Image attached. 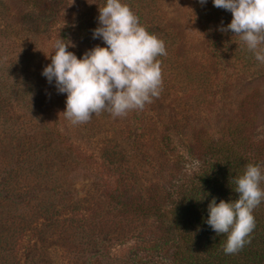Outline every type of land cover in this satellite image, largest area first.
<instances>
[{"label": "rangeland", "instance_id": "1", "mask_svg": "<svg viewBox=\"0 0 264 264\" xmlns=\"http://www.w3.org/2000/svg\"><path fill=\"white\" fill-rule=\"evenodd\" d=\"M139 1L141 9L134 14L143 16L141 24L164 42L166 50V55L156 57L161 69L159 95L123 116L113 117L102 110L86 122L72 124L62 113L66 94L58 93L54 82L48 83L41 72L51 62L58 39L70 43L66 50L77 58L95 45L104 46L102 40L92 38V30L98 26V7L106 0H60V9L49 13L28 11L24 1L0 0V103H22L12 117L0 109V157L6 151L13 163L10 188L0 184V264H81L74 258L69 227L58 234L57 217H71L74 205L86 207L87 214L107 206L94 173L99 161H106L101 157L109 159L108 150L116 149L113 160L117 163L140 168L139 185L163 182L162 175L144 160L148 153L140 154L128 140L119 138L120 130L130 139L144 133L142 151L149 150L165 162L168 152L153 143L166 133L162 124L158 126L161 121L180 125L172 134L178 140L193 128L214 135V129L226 122L251 117L256 122V143L264 152V63L231 30H219L230 23L231 12L214 7L211 0L204 4L198 0ZM67 12L71 14L68 21ZM32 18L35 22L40 18L46 26H36ZM66 26L69 34L60 36ZM19 87L25 92L17 96ZM38 126L55 134L52 143L57 153L53 151L50 159L60 158L38 165L47 164L44 167L53 174L51 178L31 167L25 152L14 158L12 153L22 147L17 141L13 145L7 141L10 132L30 134ZM62 140L67 144H61ZM47 156L42 154L44 159ZM106 163L108 171L115 170L112 160Z\"/></svg>", "mask_w": 264, "mask_h": 264}, {"label": "trees", "instance_id": "2", "mask_svg": "<svg viewBox=\"0 0 264 264\" xmlns=\"http://www.w3.org/2000/svg\"><path fill=\"white\" fill-rule=\"evenodd\" d=\"M19 1L28 4V11L49 13L60 9V5L57 4L60 0ZM123 2L129 5L133 13L135 9L137 11L141 9L139 0H123ZM58 17L59 14L56 20L59 19ZM137 17L140 23L144 21L142 15ZM66 19L67 21L71 19V14L68 12ZM33 21L36 26H46L40 18L36 22L35 19ZM69 29V26L63 28L60 36L68 35ZM24 92V88H17V96L23 95ZM20 104L22 103H0V109L11 112L10 117H12L16 114V106L22 107ZM161 124L166 133L157 136L153 143L168 152L165 162L158 159L155 154L152 155L149 150L142 151L141 137L144 133L136 137L131 136L133 138L131 140L127 133L126 136L125 132L119 129V138L128 140L141 152L140 154L148 153L147 156L144 155L146 157L144 160L148 161L158 176L162 175L164 178L162 183L156 181L144 186L139 185L136 182L138 179L136 174L140 168L117 163L113 160L118 154L116 149L110 152L106 149L110 157L109 159L101 157L106 161H99L100 168H97L94 174L98 189L101 190L100 194L105 197L107 206L94 208L87 214L86 207L74 205L71 217L67 219L57 217L60 222L55 226L58 234L62 233V229L66 233L68 227L72 232L68 239L70 244L75 246L73 251L76 262L81 264L102 262H105L104 264H264V200L253 210L255 227L247 237L248 243L235 254L223 252L226 234L216 235L205 223L209 200L212 197H216L217 203L221 199L226 202L229 199L235 200L238 194L232 190L235 187L233 177L241 174L248 163H264V152L259 150L260 144L256 143L259 141L255 140V119L238 118L236 121L226 122L219 129H214V135L208 134L206 129L193 128L188 135L180 134L178 140L172 135L179 129L178 123L165 120L158 123V126ZM217 133L219 135H216ZM115 134H118V131ZM54 135L48 127L38 126L30 131V134L10 132L7 134V141L12 145L17 141L22 147L17 154L12 153L14 158L25 152L31 163L30 166L37 167L40 174L51 178L53 174L44 167L47 164H42V167L38 165L42 160L53 162L60 158L56 157L53 161L50 159L53 151L57 153L56 145L52 143ZM42 138L49 139L46 142ZM61 144L66 145L67 141L62 140ZM161 144L163 146H160ZM1 154L4 156L0 157V179H3L0 184H4L3 187L6 188L9 187L8 178L13 163L10 165L6 151ZM42 154L48 155V159H44ZM6 160L9 163H6ZM17 160L20 162L22 159ZM108 160H112L114 171H108L110 166L106 163ZM105 169L107 172L104 171ZM260 186L264 188V181H261ZM25 194L29 192L26 191ZM64 226L66 228H63ZM48 231H51L50 227ZM54 231L52 233L57 232L56 229ZM114 235L118 238H114ZM62 240L66 239L63 237Z\"/></svg>", "mask_w": 264, "mask_h": 264}, {"label": "clouds", "instance_id": "3", "mask_svg": "<svg viewBox=\"0 0 264 264\" xmlns=\"http://www.w3.org/2000/svg\"><path fill=\"white\" fill-rule=\"evenodd\" d=\"M204 4L207 0H198ZM214 7L230 11L232 19L220 31L231 30L264 63V0H211ZM98 26L92 38L104 46L95 45L79 58L66 49L70 43L55 41L50 63L41 75L53 83L58 93L66 94L63 114L72 124L83 123L99 112L113 117L129 110L143 108L159 95L160 62L166 55L164 42L139 22L123 0H106L98 7ZM264 163L245 165L241 174L233 177L235 200L217 203L212 197L207 204L205 223L220 236L226 234L225 254H235L246 243L255 227L253 210L264 200Z\"/></svg>", "mask_w": 264, "mask_h": 264}]
</instances>
